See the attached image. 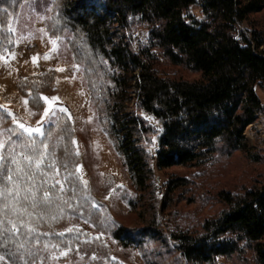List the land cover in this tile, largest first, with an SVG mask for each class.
<instances>
[{"label": "trees", "instance_id": "1", "mask_svg": "<svg viewBox=\"0 0 264 264\" xmlns=\"http://www.w3.org/2000/svg\"><path fill=\"white\" fill-rule=\"evenodd\" d=\"M22 4L48 16L51 35L69 38L89 102L129 174L134 195L124 194L129 206L125 219L110 222L108 207L88 196L77 172L75 131L62 114L44 138L32 139L48 144L55 131L63 198L55 199L46 214L37 212L31 219L36 231L30 236L21 230L18 239L26 242L27 251L19 254L14 244L0 242V255L38 258L42 252L36 250L37 244L58 231L70 213L88 221L95 231L109 233L122 247L139 249L145 264L241 262L245 251L256 264H264L263 177L250 186L212 195L223 206L216 217L178 224L169 232L160 221L163 213L174 215L183 195L200 194L196 172L219 154L239 152L255 164L264 162V156L252 154L244 135L264 114L257 93L258 89L264 94V34L241 29L250 24L251 15L264 11V0H0L1 47L11 37L10 16ZM195 6L200 8L199 17L192 13ZM141 27L148 31V41L135 50L133 34ZM161 58L197 77H161L157 69ZM29 103L37 110L43 107L36 92ZM0 117L13 132L16 151H21L19 145L28 137L9 124L8 116ZM5 154L10 159V153ZM42 167L45 170L46 162ZM158 172L167 177L161 200L155 187ZM42 179L46 177L38 173V185ZM42 188L47 189V183ZM33 248L36 256L24 254Z\"/></svg>", "mask_w": 264, "mask_h": 264}, {"label": "rangeland", "instance_id": "2", "mask_svg": "<svg viewBox=\"0 0 264 264\" xmlns=\"http://www.w3.org/2000/svg\"><path fill=\"white\" fill-rule=\"evenodd\" d=\"M47 9L51 11V7ZM38 12L29 4H22L10 16L7 32L11 37L2 47L0 45V113L8 116L9 124L16 126L27 137L21 124L25 128L39 127L42 134H32L33 138L39 139L44 138L48 130L56 126L60 115H65L75 131L73 144L80 158L77 172L88 188V196L104 203L108 207L110 222H114V218H124L129 213L128 201L124 196L125 192L130 196L134 195L129 174L89 102V92L82 79L81 67L74 61L69 38L51 35L47 28L48 16ZM192 13L199 17V6L193 7ZM249 22L250 24L244 23L241 29L264 34V11L251 15ZM133 38V47L137 50L141 44L147 43L148 31L138 28L134 31ZM52 40H56L55 47ZM157 69L161 77L168 79L197 77L192 71L173 66L163 58ZM35 92L43 102V107L39 110L29 103L30 95ZM257 93L264 103V94L258 89ZM43 97L49 99L45 100ZM45 109H48L47 115ZM149 121L157 126L154 119L149 118ZM19 131L15 134L19 135ZM11 135L13 132L0 117V143L4 144L0 155L4 157L5 151L10 153V148H17ZM244 135L253 148L252 154L264 156V114L257 116L256 122L245 130ZM49 139L45 172L49 170L54 158L59 173L46 176L49 181L47 189H54L52 184L55 181H60L64 189V176L57 160L55 131L51 130ZM156 150L154 141L150 151L154 154ZM259 177L264 178V162L255 164L239 152L219 154L211 164L196 172L197 183L201 185L200 194L183 195L173 211L174 215L163 213L160 221L169 232L178 224L192 225L216 217L223 206L212 195L222 189L250 186ZM155 181L156 192L161 200L167 177L158 172ZM55 187L60 188V184ZM67 215V222L56 227L58 231L44 235L43 241L37 244L36 250L42 252L38 258L28 260L23 256L16 259L10 254H4L0 255V264H24L25 261L27 264H145L139 249L124 248L109 233H99L88 221L74 214ZM33 250L31 256H36L35 249ZM244 257L246 259L241 262L219 259L218 263L256 264L250 252L245 251Z\"/></svg>", "mask_w": 264, "mask_h": 264}, {"label": "snow or ice", "instance_id": "3", "mask_svg": "<svg viewBox=\"0 0 264 264\" xmlns=\"http://www.w3.org/2000/svg\"><path fill=\"white\" fill-rule=\"evenodd\" d=\"M52 44L55 47L56 40H52ZM43 99L48 100L49 98L43 97ZM47 114L48 109H45V115ZM20 127L24 128L28 134L27 141L19 145L22 150L17 152L15 148H10V159L7 160L3 155H0V242L5 246L14 244L17 251L25 249L26 242H21L18 239L21 236V230H24L25 236H30L32 232L36 231L31 219L37 215V212L39 211L40 215L46 214L55 199L63 198L59 194L63 192V184L60 181H55L52 184L53 188L56 184H60V188L55 194L50 189L42 188L44 183L49 182L46 179H42L40 185L37 184L38 173L42 177L54 176L59 173L54 158L47 172L42 167L45 164L48 144L43 141L37 144L32 139L33 133L42 134L41 129L39 127L25 128L22 124ZM3 147L4 144L0 143V149ZM25 149L26 151H24ZM79 167L77 166V171H79ZM66 179L67 177H65ZM28 255H31L30 251H28ZM21 258H23V254H21ZM24 264H27V261Z\"/></svg>", "mask_w": 264, "mask_h": 264}]
</instances>
